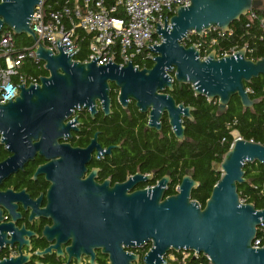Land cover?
Segmentation results:
<instances>
[{"label": "water", "instance_id": "95a60500", "mask_svg": "<svg viewBox=\"0 0 264 264\" xmlns=\"http://www.w3.org/2000/svg\"><path fill=\"white\" fill-rule=\"evenodd\" d=\"M40 1L0 0V33L7 27L16 36L25 35L37 43L36 56L48 72L37 85H16L17 97L0 104L1 144L13 154L6 162L25 160L38 151L49 160L39 168L41 171L68 172L71 156L75 162L80 153L58 144L70 128L66 121L74 109L90 107L105 98L109 80L115 81L122 93L154 105L159 92L172 90L169 79L173 74L180 86L190 85L195 96L217 101L218 116L226 112L234 96L244 109L250 110L258 103L250 98L245 84L264 75V58L248 59L245 47L219 58L215 51L201 58L194 45L186 48L182 42L189 34L203 37L211 28L228 33L231 23L259 9L262 0H189L187 7H176V14L165 17L162 27L157 24L155 34L161 43L148 46L155 55L153 66L142 70L130 62L124 67L110 61L97 66L99 56L88 63L73 61L71 56L76 52L67 55L65 49L70 45L60 47L57 38V53L43 47L29 28ZM158 97L166 102V97ZM167 100L172 106L168 110L170 124L175 136L181 138L183 128L178 118L182 105L175 108L172 98ZM191 110L186 107L182 113L192 119ZM95 111L93 105L91 112ZM104 111L108 112L106 106ZM25 140L31 143L30 148L23 144ZM57 156L61 157L58 164L62 168L56 170L52 168V158ZM255 162L264 164V145L237 138L219 164L221 178L203 208L191 199V192L199 183L187 175L173 196L163 197L157 189L152 195L139 191L103 196L104 227L124 241H151L145 264H165L164 257L170 251L204 255L210 264H264V245L253 247L257 230L264 223V209L243 203L238 194V186L247 182L244 165Z\"/></svg>", "mask_w": 264, "mask_h": 264}, {"label": "flooded vegetation", "instance_id": "af4514ba", "mask_svg": "<svg viewBox=\"0 0 264 264\" xmlns=\"http://www.w3.org/2000/svg\"><path fill=\"white\" fill-rule=\"evenodd\" d=\"M169 81L172 90L159 92L154 105L122 93L109 80L105 98L74 109L66 121L70 128L58 140L80 153L75 162L71 156L68 172L41 171L49 160L38 151L6 162L13 154L0 136V264H145L151 241L138 244L112 236L104 227L102 197L152 195L155 189L168 197L178 193L185 176L193 179L186 158V124L193 122V108L174 93L186 84L180 86L174 76ZM168 97L175 108L182 105L181 138L170 124ZM186 107L192 108V119L182 113ZM23 144L30 148L27 140ZM60 159L52 158L53 169L62 168Z\"/></svg>", "mask_w": 264, "mask_h": 264}, {"label": "trees", "instance_id": "16d2710c", "mask_svg": "<svg viewBox=\"0 0 264 264\" xmlns=\"http://www.w3.org/2000/svg\"><path fill=\"white\" fill-rule=\"evenodd\" d=\"M231 23L230 31L221 36L218 29H210L203 37L189 34L182 42L187 48L191 45H199L201 58L206 57L211 51L216 52V57H222L231 51L246 48V57L253 61L264 58V32L260 25V18L264 17V6L252 11ZM171 17V15H169ZM10 29L2 28V34ZM79 34L78 45L81 51L75 57L78 61H84L88 55V39L82 32ZM17 48L25 49L33 45L32 39L26 36H14ZM215 41L212 44V41ZM139 61H137L138 64ZM134 64L136 62L134 61ZM152 61H143L138 67L151 68ZM21 72L33 76H48L43 64H34L26 60L21 67ZM173 76V74H170ZM252 93L249 96L258 100L252 109H244L239 99L231 98L227 110L222 115H217V101L208 102L203 96H195L190 85H185L182 90L174 88L178 101L193 108V122L186 124V134L190 143L186 144L187 167L193 168V179L199 182V187L194 189L191 199L199 203L203 208L209 198L213 186L220 180L221 172L215 169L219 165L224 154L230 149L233 142L232 132H236L239 138L264 145V75L245 84ZM246 183L238 186L239 199L243 203L252 204L255 209H264V164L246 163L244 165ZM257 239L264 245V223L257 230ZM167 264H210L204 255L195 256L192 252L170 251ZM171 257V258H170Z\"/></svg>", "mask_w": 264, "mask_h": 264}, {"label": "built area", "instance_id": "2783aa9c", "mask_svg": "<svg viewBox=\"0 0 264 264\" xmlns=\"http://www.w3.org/2000/svg\"><path fill=\"white\" fill-rule=\"evenodd\" d=\"M189 4V0H41L34 8L29 28L34 32L37 42L54 54L58 52L56 38L59 39L60 47L70 45L65 53L69 55L76 52L71 56L73 61H78L75 57L81 51L77 42V31H80L88 39V55L79 62L88 63L99 56L97 66H104L110 61L119 67L130 62L139 68V63L143 61L153 63L155 55L148 46L151 48L161 43V38L155 34L157 24L162 27L165 17L169 19V15L172 17L176 14V7H187ZM248 14L251 18L256 17L252 11ZM260 25L264 32V17L260 18ZM220 34L222 36L225 33ZM37 46L33 42L31 47L21 50L16 47L11 30L3 34L1 31L0 104L17 97L19 88L16 85H37L39 78L47 77L21 72L26 60L36 65L42 63L44 68V63L36 56ZM194 46L197 48L199 45ZM246 91L252 93L249 88ZM237 138L233 137L234 140ZM261 246L256 237L253 247Z\"/></svg>", "mask_w": 264, "mask_h": 264}, {"label": "rangeland", "instance_id": "374dc122", "mask_svg": "<svg viewBox=\"0 0 264 264\" xmlns=\"http://www.w3.org/2000/svg\"><path fill=\"white\" fill-rule=\"evenodd\" d=\"M263 6H264V0H263ZM14 36H15V34H14ZM21 36H25V35H21ZM233 137L234 138L238 137L237 134H236V132H233ZM214 168L215 169H219V165H214Z\"/></svg>", "mask_w": 264, "mask_h": 264}, {"label": "crops", "instance_id": "0c3cea01", "mask_svg": "<svg viewBox=\"0 0 264 264\" xmlns=\"http://www.w3.org/2000/svg\"><path fill=\"white\" fill-rule=\"evenodd\" d=\"M262 2H263V0H262ZM263 6V5H262Z\"/></svg>", "mask_w": 264, "mask_h": 264}]
</instances>
